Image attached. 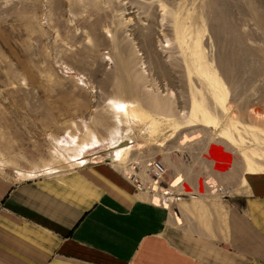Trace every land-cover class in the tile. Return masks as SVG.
<instances>
[{
  "label": "rangeland",
  "instance_id": "rangeland-1",
  "mask_svg": "<svg viewBox=\"0 0 264 264\" xmlns=\"http://www.w3.org/2000/svg\"><path fill=\"white\" fill-rule=\"evenodd\" d=\"M115 137L157 187L150 162L186 153L213 195L264 171V0H0V175L108 160Z\"/></svg>",
  "mask_w": 264,
  "mask_h": 264
},
{
  "label": "crops",
  "instance_id": "crops-1",
  "mask_svg": "<svg viewBox=\"0 0 264 264\" xmlns=\"http://www.w3.org/2000/svg\"><path fill=\"white\" fill-rule=\"evenodd\" d=\"M189 157L160 159L159 187L107 160L0 175V264H264V171L213 195Z\"/></svg>",
  "mask_w": 264,
  "mask_h": 264
},
{
  "label": "bare ground",
  "instance_id": "bare-ground-1",
  "mask_svg": "<svg viewBox=\"0 0 264 264\" xmlns=\"http://www.w3.org/2000/svg\"><path fill=\"white\" fill-rule=\"evenodd\" d=\"M144 43H145V47H146L145 49L147 51V54L154 55L155 52H156L154 37H151L150 35L145 36V42ZM197 67L199 68V65ZM119 108H122V107H119ZM194 117H195V115L193 116V118ZM128 141L129 140H120L117 137L113 138L110 141L109 145H108L113 150L112 151V155H111L110 158H107V159L110 160V163H113L115 167H118V168L120 167V168H122L124 170H128L129 171L127 165H122V164H118L117 163V153H118V151L116 149V148H120V147L125 146L128 143ZM70 142H71V145H72V144H75L77 141H75V139H73V138H70ZM160 145H161V143H160ZM126 153H127V150L123 152V155H125ZM246 169H247L246 172H258V171L261 170V168L260 169L255 168V166H252L251 164H249ZM150 175H151V173H150ZM151 177H152V175H151ZM152 178H153V180H157V181L161 180V179H155L154 177H152ZM244 181H245V179H244Z\"/></svg>",
  "mask_w": 264,
  "mask_h": 264
},
{
  "label": "built area",
  "instance_id": "built-area-1",
  "mask_svg": "<svg viewBox=\"0 0 264 264\" xmlns=\"http://www.w3.org/2000/svg\"><path fill=\"white\" fill-rule=\"evenodd\" d=\"M166 171L167 168L160 159H153L150 162V173L155 179H162Z\"/></svg>",
  "mask_w": 264,
  "mask_h": 264
}]
</instances>
